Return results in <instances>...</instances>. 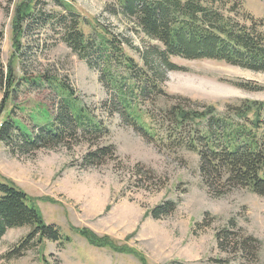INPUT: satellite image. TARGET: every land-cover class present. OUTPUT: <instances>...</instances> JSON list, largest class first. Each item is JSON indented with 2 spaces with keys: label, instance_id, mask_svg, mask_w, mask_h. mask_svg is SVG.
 I'll return each instance as SVG.
<instances>
[{
  "label": "rangeland",
  "instance_id": "1",
  "mask_svg": "<svg viewBox=\"0 0 264 264\" xmlns=\"http://www.w3.org/2000/svg\"><path fill=\"white\" fill-rule=\"evenodd\" d=\"M26 1L0 0V123L13 119L36 135L46 113L51 121L57 118L60 97L52 86L63 83L110 134L104 138L80 130L65 144L36 151L0 140V183L13 182L36 201L47 225L71 238L64 245L36 239L22 256L0 264H139L132 256L90 246L72 227L118 240L150 264H264V197L242 188L212 194L201 177L199 156L165 143L161 114L179 97L214 104L220 112L239 100L264 101V91L248 92L229 82L264 87V73L181 58H171L176 68L167 70L155 57L161 44L123 14L116 0H66L95 30L116 37L123 54L155 80L154 92L135 100L149 136L122 118L100 72L50 26L28 27L18 51L15 12ZM242 1L245 11L264 19V0ZM35 5L38 11L58 9L54 0H35ZM89 24L83 25L87 35L94 30ZM9 66L15 70L13 90L5 79ZM105 146L115 148L112 157L98 165L86 159ZM168 201L177 202L176 210L153 218L151 212ZM30 232L28 227L9 230L0 242V257Z\"/></svg>",
  "mask_w": 264,
  "mask_h": 264
},
{
  "label": "trees",
  "instance_id": "2",
  "mask_svg": "<svg viewBox=\"0 0 264 264\" xmlns=\"http://www.w3.org/2000/svg\"><path fill=\"white\" fill-rule=\"evenodd\" d=\"M54 1L58 11H38L35 0H27L18 7L14 36L18 51L28 27L50 26L81 60L100 72L101 81L114 96L122 118L149 135L143 112L135 100L154 92L157 85L153 77L139 71L134 61L123 54L122 43L116 37L95 30L66 0ZM116 3L148 37L161 44L162 48H155V57L167 70L176 68L171 58H181L215 61L264 73V19L245 11L242 0H116ZM88 24L94 29L90 35L83 30V25ZM3 38L0 32V41ZM14 73L9 66L5 79L12 90L16 87ZM229 82L248 92L264 91V87L254 83ZM52 88L60 97L57 118L51 121L46 113V122L36 135L13 119L0 123V140L17 141L36 151L65 144L80 130L85 135L104 138L110 134L108 127L91 114L70 87L56 83ZM178 100L179 103L161 113L166 123L165 143L199 156L201 177L212 194L242 188L264 197V101L239 100L226 104L220 112L214 104L193 103L180 97ZM114 152V147L105 146L89 153L86 159L98 165ZM176 208L177 202L168 201L151 215L159 219ZM25 227L31 228L30 234L0 260L22 256L36 239L60 245L71 242L60 228L47 225L33 198L13 182L0 183V242L9 230ZM71 231L94 248L132 256L139 264H150L142 253L109 236L100 237L86 228L72 227Z\"/></svg>",
  "mask_w": 264,
  "mask_h": 264
}]
</instances>
